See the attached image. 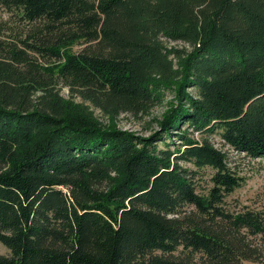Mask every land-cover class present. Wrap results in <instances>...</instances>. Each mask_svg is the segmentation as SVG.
<instances>
[{"label": "trees", "instance_id": "16d2710c", "mask_svg": "<svg viewBox=\"0 0 264 264\" xmlns=\"http://www.w3.org/2000/svg\"><path fill=\"white\" fill-rule=\"evenodd\" d=\"M0 9L37 27L0 38V264H264V206L229 209L245 180L210 140L264 161V0ZM84 40L91 50H69ZM57 81L113 116L172 101L142 137L66 101Z\"/></svg>", "mask_w": 264, "mask_h": 264}, {"label": "rangeland", "instance_id": "374dc122", "mask_svg": "<svg viewBox=\"0 0 264 264\" xmlns=\"http://www.w3.org/2000/svg\"><path fill=\"white\" fill-rule=\"evenodd\" d=\"M33 28L37 29L35 25H31V27L20 25V23L17 22L10 13L0 9V38H2L3 42L8 43L21 38L25 40V38L28 37V30ZM163 44L165 47L170 49H189L188 46L180 42H170L164 40ZM93 46V44L86 43L84 40L70 45L69 50L75 53H81L85 51V49L91 50ZM39 61H41V63L46 67H54L55 64L54 59L48 56L40 58ZM73 91L74 90L70 91L65 84L59 81H57L54 89V92H57L59 95L64 97L66 101L72 102L76 106L79 104L83 109H87L89 113L93 114L94 117L104 126L115 127L130 132L133 131L142 137H147L151 133L158 131L159 128L156 121L160 120L161 116L168 109L167 103L172 101L170 100L171 96H168L166 101H164L161 105L148 108L145 110V112L139 115H134L131 113L113 116L97 109L92 103L83 101L79 95ZM196 138L200 139V135L196 134ZM210 140L217 149L223 150L228 154L229 163L232 165V167L238 170L239 175L245 180L244 185L227 199L229 209H232V211L235 213H239V211L245 210L246 208L259 209L263 207L264 161L260 159H251L244 154H238L234 152L229 147L223 146L219 136H211ZM187 166L190 167V165ZM191 168L192 170L195 169L193 166ZM211 173V170L207 169L202 173V175H199V179L201 180L200 189L201 187L208 186ZM0 254L9 255V250L2 244H0ZM246 264L253 263L247 262Z\"/></svg>", "mask_w": 264, "mask_h": 264}]
</instances>
